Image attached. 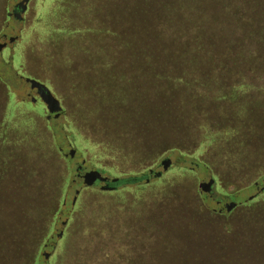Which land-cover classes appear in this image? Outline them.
Masks as SVG:
<instances>
[{
    "label": "rangeland",
    "instance_id": "rangeland-1",
    "mask_svg": "<svg viewBox=\"0 0 264 264\" xmlns=\"http://www.w3.org/2000/svg\"><path fill=\"white\" fill-rule=\"evenodd\" d=\"M59 1L0 0V131L30 116L44 142L28 149L0 133V264H35L44 239L38 264H264V75L229 97L218 94L227 87L219 81H210L208 92L198 86L190 93L181 81L145 79L141 67L168 57L158 41L172 43L148 26L164 0H69L62 11ZM180 2L200 7L194 17L213 19L220 5L246 0ZM175 15L182 28L183 11ZM225 26L221 45L237 33ZM126 29L153 35L144 62L126 60V43L138 53L142 48ZM204 32L216 34L206 21ZM251 39L248 52L260 42L258 33ZM182 61L175 59V70L184 71ZM32 82L45 91H34ZM201 117L231 130L226 146H196L192 125ZM117 123L146 132L144 140H122L143 157L94 143L109 141ZM180 167L189 172L169 171ZM86 169L103 171L97 178L104 183L143 171L176 179L146 202L133 200L134 183L95 186L82 176Z\"/></svg>",
    "mask_w": 264,
    "mask_h": 264
},
{
    "label": "trees",
    "instance_id": "trees-1",
    "mask_svg": "<svg viewBox=\"0 0 264 264\" xmlns=\"http://www.w3.org/2000/svg\"><path fill=\"white\" fill-rule=\"evenodd\" d=\"M177 2L178 4L171 5L169 2L164 0V2L159 4L157 7V10L159 11L156 13L158 21L155 19L152 25H148L152 29H157L158 27V31L161 30L168 37H170L173 44L171 42L168 43L169 41L164 38H161L160 41H158L160 47L164 48V51H168V57H165V60L157 59L161 61H156L152 65H146V68L141 67L140 69L142 70L140 71L142 73V77L145 79L151 77L152 81H181L184 84L183 86H189L190 91L188 89L187 91L190 93H192V89L198 86H201L202 88L199 91H203L204 87L207 88L205 89L207 91L211 88L210 81H219V84H226L227 87L219 89L218 94L222 93V96L229 97L236 94L233 90L237 86H241V89H243V87L246 85L245 82L250 81L253 76H260L261 74L264 75V0H246L245 3L243 2L239 5H233L229 3V7L226 4L220 5L218 8V12L220 14L213 19H211V17H207L208 14L206 13H201L198 15L196 14L197 17H194L192 12H197V7L199 6H193V3H190L188 6H181L179 5L181 4L180 0H177ZM67 4H69V0H60L58 5L60 6V11H62L64 8L67 9ZM177 11H183V15L185 17V19L181 18L183 20L182 28H180L178 22H176L175 13ZM235 11H237L235 19L229 18V13ZM205 21L209 23L216 34H208L204 32ZM225 24H231L233 26L232 30L236 31L237 33L232 37L229 36L226 38H229V44L222 43L221 45V39H223L224 35L227 34V32H225ZM149 32L152 33L154 30L146 31V34ZM125 33H127L129 37H134L133 41H135L136 44L139 43L142 47L141 51L138 53L137 51H133L130 48L131 42L126 43L125 45L128 44L126 49V60L135 58L139 62H144L148 53L150 54L151 52L152 43L150 44V42L154 38L153 35H148L146 37L143 35L142 37L136 36L130 32V29H126ZM256 33L259 35V47L257 46L252 52H248L246 49L247 44L252 42L250 41L252 40L251 37ZM157 37L160 38V35ZM190 41L192 42L191 44ZM230 45H232L231 49L227 47ZM219 48L224 53L222 52V54H220L219 51V56H216L215 51H218ZM170 52H173L171 56ZM195 56H197V58H195ZM178 58L183 60L181 65L184 68V71H177L174 69V66L178 64L175 62V59ZM131 62L134 63L136 61ZM230 85V88L232 89L228 88ZM193 95H195V93ZM196 95L200 96V93L198 92ZM109 99L106 97L101 101H106ZM13 120L14 121L11 126L7 128H1L0 133L2 134V138L5 140V142H12L13 145L27 142L28 145L26 148L28 149L34 148L33 146H37L38 143L36 142L42 144L44 143L43 141H39L38 136L36 137L37 133L35 131L34 125L32 123L31 125L29 124V120H32L30 119V116H27V120L23 118H15ZM190 120L194 119L190 118L187 121ZM199 121V123L197 121H193L192 125L194 131L191 136H193L195 139V143H197L196 146H200L201 144L204 145V142L206 141L213 146L218 144L226 146L225 143L231 136V130L229 128L212 127L206 118L204 120V117H201ZM184 122L186 123V119ZM103 124H106L107 126L108 122H103ZM114 125V130L108 137L110 138L109 141L105 140V142L100 143L95 141L94 143L101 145L102 148H106V146L109 144L112 146L115 145L120 150L122 149L125 151L129 149L132 154L134 153L143 157L145 154H143L144 151L139 153V147L130 149L129 146L126 147L125 145H122V140H144L146 137V132H140V128H138L137 124H133L132 128L131 124L124 127L119 125V123ZM8 129H11L13 133L8 134ZM41 133L43 137L44 132H39L40 137ZM34 138L38 141H35ZM46 148L47 147H43V151ZM0 150L4 149L0 148ZM121 154L120 155L122 157L126 156L125 153ZM18 155L21 156L22 154L19 152ZM43 155H45V153ZM158 155V152L154 154L152 153L147 155L145 158L154 159ZM172 170L174 171L172 175L176 174V176L189 172V170H186L185 167L172 168L169 171ZM159 172L156 173L155 171H143V173L135 177L131 176L122 178V181H117L115 183L112 182L111 185L106 184L104 185V188L108 187L109 189H112V187L114 188L118 186V183L121 182H128L130 184L134 183L135 185L133 186H135V191L138 190L139 194L134 196L133 200H145L148 202L153 197L155 198L159 195L165 194V192H167L165 191L166 188H169V183L167 184L166 182L176 179L170 178V176L167 178V176ZM151 177H156L157 179L153 183L147 182ZM128 186L129 187L124 188L121 187L122 193L126 189L132 187L130 185ZM195 198L202 206H204V199H207V197L202 196L199 192L195 194ZM136 213H138V211ZM44 241L45 239L42 240V243L39 245L38 251L35 254V264H38V254ZM62 246V243H60L59 248ZM58 250L59 249H57V254L54 256L56 261L60 254Z\"/></svg>",
    "mask_w": 264,
    "mask_h": 264
},
{
    "label": "water",
    "instance_id": "water-1",
    "mask_svg": "<svg viewBox=\"0 0 264 264\" xmlns=\"http://www.w3.org/2000/svg\"><path fill=\"white\" fill-rule=\"evenodd\" d=\"M31 87H33L34 91H38V92H40V93H43V92L45 91L44 87L41 86V85L38 84V83H34V82H32V83H31ZM86 173H87V175H84V176H83L84 179H86V180H91L92 176H96V175H98L99 171H98V170H94V171H86ZM95 174H96V175H95ZM96 177H97V176H96ZM94 178H95V177H94ZM88 182H89V181H88ZM89 183H92V181L89 182Z\"/></svg>",
    "mask_w": 264,
    "mask_h": 264
},
{
    "label": "flooded vegetation",
    "instance_id": "flooded-vegetation-1",
    "mask_svg": "<svg viewBox=\"0 0 264 264\" xmlns=\"http://www.w3.org/2000/svg\"><path fill=\"white\" fill-rule=\"evenodd\" d=\"M95 170H98V171H100V172H103V171H101V170H99V169H95ZM82 171V170H81ZM86 171H90V169L88 170V169H86V170H84V171H82V176H84V175H87V173H86ZM94 171V170H93ZM96 175V174H95ZM97 176V175H96ZM96 176H92V178H91V180H88L89 182H91L92 181V183L91 184H93V185H95V186H97V185H100V186H103V185H111L112 184V181H108V182H106V183H104V182H101ZM95 177V178H94Z\"/></svg>",
    "mask_w": 264,
    "mask_h": 264
}]
</instances>
